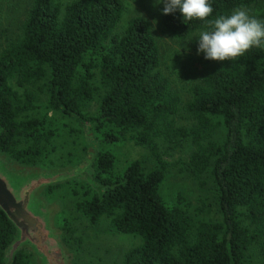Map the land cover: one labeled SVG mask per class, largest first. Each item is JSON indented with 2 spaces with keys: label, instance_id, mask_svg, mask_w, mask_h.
Listing matches in <instances>:
<instances>
[{
  "label": "trees",
  "instance_id": "obj_1",
  "mask_svg": "<svg viewBox=\"0 0 264 264\" xmlns=\"http://www.w3.org/2000/svg\"><path fill=\"white\" fill-rule=\"evenodd\" d=\"M262 1L212 0L204 21L184 23L181 13L164 14L163 6L158 14L163 29L182 40L220 15ZM123 9L122 0L32 1L21 35L0 53V150L20 164L54 166L60 128L50 113L81 126L77 163L86 154L84 127L106 143L92 167L105 186L101 193L74 180L44 192L50 200L75 198L78 213L64 209L56 216L67 247L78 220L95 224L107 217L118 231L140 238L122 264H249L254 251L264 255V47L211 60L184 106L193 123L178 126L181 99L159 68L150 24L135 16L117 32ZM126 140L149 150L151 170L140 160L117 169L112 147ZM185 143L193 147L192 178L204 184L209 173L212 179L220 221H197L179 194L169 201L162 193L166 162L159 147ZM13 234L0 210V264ZM31 258L21 250L12 264H31Z\"/></svg>",
  "mask_w": 264,
  "mask_h": 264
},
{
  "label": "rangeland",
  "instance_id": "obj_2",
  "mask_svg": "<svg viewBox=\"0 0 264 264\" xmlns=\"http://www.w3.org/2000/svg\"><path fill=\"white\" fill-rule=\"evenodd\" d=\"M32 1L0 0V53L11 40L21 35V24ZM60 1L68 3L71 0ZM122 2L123 14L116 31L120 33L127 21L135 16H140L149 22L151 33L159 48V68L168 77L172 90L181 99L180 109L174 115V121L178 126L191 125L192 119L184 106L191 99V87L200 82L204 68L211 63V60L205 59L202 53H197L196 35L179 40L163 29L158 14L163 4H154V0H122ZM245 10L250 15L264 20V1ZM94 108L95 103L90 109L94 110ZM50 115L54 116L60 128V135L55 139L56 150L51 154L53 165L59 167L76 164L77 156L84 143L83 135L76 131L81 129V126L64 114L50 113ZM222 133V128H219L215 138L221 139ZM96 139L100 140L99 149L108 147L97 136ZM192 148L187 143L176 148H170L166 144L159 147V154L166 162L162 193L169 201H174L175 194H179L182 203L187 205L197 221L202 218L220 221L221 212L209 173L204 175L205 183L200 184L192 178L188 171L187 163ZM112 150L116 154V167L119 170H122L132 160H140L146 170H151L155 166L149 150L130 140L113 146ZM51 199L61 203V211L69 209L73 215L78 213L73 209L75 198ZM55 222L57 225L56 220ZM72 236V239H69L68 248L73 255V264H122L125 252L140 242L139 236L118 231L107 217H102L95 224L89 223L86 219L78 220ZM31 261V264H35L32 258ZM249 264H264V255L254 251Z\"/></svg>",
  "mask_w": 264,
  "mask_h": 264
},
{
  "label": "water",
  "instance_id": "obj_3",
  "mask_svg": "<svg viewBox=\"0 0 264 264\" xmlns=\"http://www.w3.org/2000/svg\"><path fill=\"white\" fill-rule=\"evenodd\" d=\"M86 154L80 162L67 166L20 164L0 150V210L14 226V234L4 250V264H12L18 251L26 250L35 264H73V255L56 225L59 201L45 195L47 187L69 181H83L102 192L92 167L100 140L84 127Z\"/></svg>",
  "mask_w": 264,
  "mask_h": 264
},
{
  "label": "clouds",
  "instance_id": "obj_4",
  "mask_svg": "<svg viewBox=\"0 0 264 264\" xmlns=\"http://www.w3.org/2000/svg\"><path fill=\"white\" fill-rule=\"evenodd\" d=\"M154 4H163L164 14L181 13L184 23L193 19L204 21L213 12L212 0H154ZM195 39L197 53H202L205 59L232 60L253 47H264V20L238 8L218 16Z\"/></svg>",
  "mask_w": 264,
  "mask_h": 264
}]
</instances>
